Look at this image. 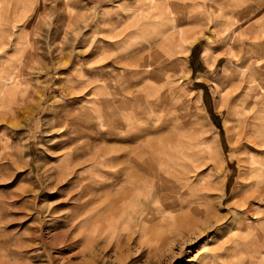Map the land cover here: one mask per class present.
I'll return each mask as SVG.
<instances>
[{
    "label": "rangeland",
    "instance_id": "374dc122",
    "mask_svg": "<svg viewBox=\"0 0 264 264\" xmlns=\"http://www.w3.org/2000/svg\"><path fill=\"white\" fill-rule=\"evenodd\" d=\"M262 82L264 0H0V264H264Z\"/></svg>",
    "mask_w": 264,
    "mask_h": 264
},
{
    "label": "bare ground",
    "instance_id": "6f19581e",
    "mask_svg": "<svg viewBox=\"0 0 264 264\" xmlns=\"http://www.w3.org/2000/svg\"><path fill=\"white\" fill-rule=\"evenodd\" d=\"M153 41V40H152ZM167 53V52H166ZM151 56H152V54H151ZM156 57V56H155ZM152 60V59H151ZM208 60V59H207ZM148 62V61H147ZM213 63V61H210V60H208V64L209 65H211ZM150 64V63H149ZM244 64V63H243ZM148 65V64H147ZM93 74V73H92ZM119 75V74H118ZM246 82V84L247 85H250V84H248L249 82H248V80L247 81H245ZM263 86H264V82H262L261 83V88H263ZM250 89L249 90H246V91H244L243 90V88L242 87H240V88H242V90H243V93H242V96H241V103H240V111L242 112V111H246V109L248 110L249 109V111H250V113L253 115V117L255 118L256 117V114L259 112V111H261L262 109H260V100H261V97H257V98H255V96H254V94H252L251 93V89H252V86H248ZM119 93V92H118ZM238 93V92H237ZM262 98H263V96H262ZM264 99V98H263ZM42 101V100H41ZM40 104V103H39ZM239 108V107H238ZM263 111V110H262ZM248 113V112H247ZM247 113H246V115H247ZM260 113V112H259ZM261 114V113H260ZM258 115V114H257ZM252 117V118H253ZM251 118V119H252ZM262 118V117H261ZM248 117L246 118V119H244V121L242 120V124L240 123L239 124V129H240V131L238 132V138H237V141L238 142H245V146L247 147V148H250V149H252L253 150V152H260L261 154H263V156H264V134L262 135V134H258L257 133V131H255L254 133L252 132V130L250 129L249 130V124H248ZM250 119V120H251ZM253 120V119H252ZM251 120V121H252ZM259 120V119H258ZM257 121V120H256ZM240 122V121H239ZM254 124V123H253ZM253 124H251V125H253ZM258 124V123H257ZM148 125V124H147ZM129 126V125H128ZM253 126H255V125H253ZM146 127V126H145ZM253 130L255 129V127L254 128H252ZM66 132V131H65ZM69 132V131H68ZM63 133V132H62ZM64 135V134H63ZM216 137V136H215ZM214 137V138H215ZM67 141V140H66ZM204 142V141H203ZM206 142V141H205ZM63 143H65V140L63 141ZM62 141H61V143L59 144V145H61L62 146ZM212 146L210 145V147H209V149L211 148ZM245 147V148H246ZM214 148V147H213ZM209 149H206V150H208L207 152H206V155H208L207 157H211L210 156V150ZM217 149H219L218 147H217ZM216 148L215 149H213V150H217ZM222 150V149H221ZM214 152H216L217 153V151H214ZM218 152H219V150H218ZM212 153H213V151H212ZM215 153V158H217V159H219L220 157H219V154L217 153L216 154ZM64 155H66V154H64ZM62 156L61 157V159H60V161H63L65 158H66V156ZM256 156V155H255ZM262 156V157H263ZM213 157V156H212ZM259 157V156H258ZM51 158V157H50ZM155 158V157H154ZM211 159V158H210ZM212 160V159H211ZM251 160V159H250ZM145 161V160H144ZM152 161V160H151ZM253 161H255V160H253ZM259 161V162H258ZM258 161H255L256 163V165L255 164H253L251 167H250V169H247V170H249V172H248V180H247V182L246 183H244V186H245V188H251V187H255L256 185H260V183H261V178L264 176V158H260L259 157V159H258ZM131 162H132V160H131ZM244 163V162H243ZM251 163V162H250ZM249 163V164H250ZM147 165L148 164H145V163H143V164H134V166L135 167H137L138 169H140V170H144L146 167H147ZM255 165V166H254ZM244 169V168H243ZM59 170V169H58ZM157 170V169H156ZM247 172V171H246ZM149 174V173H148ZM151 175V174H150ZM154 176V175H153ZM243 176V175H242ZM152 177V176H151ZM133 178V177H132ZM163 183H164V181H162ZM168 184V183H167ZM131 185V184H130ZM170 185V184H169ZM127 186V185H126ZM213 187V186H212ZM253 187V188H254ZM206 189V188H205ZM207 189H209V188H207ZM212 189V188H211ZM224 190V189H223ZM251 192H252V190H251ZM254 192V191H253ZM255 192H257V191H255ZM262 194H263V192H262ZM258 196H260V195H255V194H249V195H246L245 197H243V201L242 202H240L239 203V205L237 206L238 208H241L242 210L241 211H243V212H245L244 214H248L250 211H253L252 210V208H251V206H250V204H251V202L252 201H254L255 199H258ZM208 197V196H207ZM264 198V197H263ZM260 199V198H259ZM150 209V208H149ZM153 211V210H152ZM153 213L154 212H151L150 211V216L152 215V217L154 216L153 215ZM241 213V212H240ZM238 215V214H237ZM149 216V217H150ZM173 218V217H172ZM177 218H179V216L177 215L176 217H175V219H177ZM178 222H179V219H178ZM195 223V222H194ZM194 223L193 224H190L189 223V225H187L186 227H188L189 228V226L190 227H192L193 225H194ZM188 224V223H187Z\"/></svg>",
    "mask_w": 264,
    "mask_h": 264
}]
</instances>
